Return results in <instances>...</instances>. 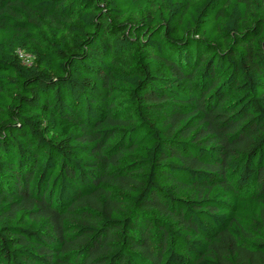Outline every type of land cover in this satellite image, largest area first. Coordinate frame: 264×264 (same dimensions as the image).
Returning a JSON list of instances; mask_svg holds the SVG:
<instances>
[{
    "label": "trees",
    "instance_id": "16d2710c",
    "mask_svg": "<svg viewBox=\"0 0 264 264\" xmlns=\"http://www.w3.org/2000/svg\"><path fill=\"white\" fill-rule=\"evenodd\" d=\"M0 264H264V0H0Z\"/></svg>",
    "mask_w": 264,
    "mask_h": 264
},
{
    "label": "built area",
    "instance_id": "2783aa9c",
    "mask_svg": "<svg viewBox=\"0 0 264 264\" xmlns=\"http://www.w3.org/2000/svg\"><path fill=\"white\" fill-rule=\"evenodd\" d=\"M19 53H20V56L23 58V60L27 61L28 55L25 53H22L21 51Z\"/></svg>",
    "mask_w": 264,
    "mask_h": 264
}]
</instances>
